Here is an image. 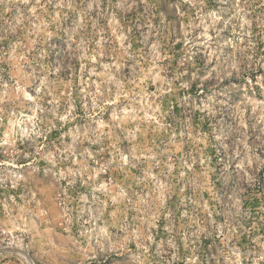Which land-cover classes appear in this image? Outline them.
<instances>
[{
	"label": "rangeland",
	"instance_id": "obj_1",
	"mask_svg": "<svg viewBox=\"0 0 264 264\" xmlns=\"http://www.w3.org/2000/svg\"><path fill=\"white\" fill-rule=\"evenodd\" d=\"M0 264H264V0H0Z\"/></svg>",
	"mask_w": 264,
	"mask_h": 264
}]
</instances>
